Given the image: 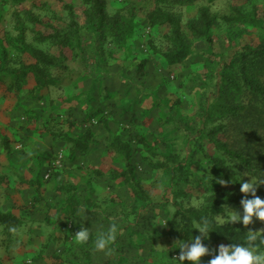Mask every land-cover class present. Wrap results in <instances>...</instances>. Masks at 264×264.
Listing matches in <instances>:
<instances>
[{
	"label": "rangeland",
	"instance_id": "374dc122",
	"mask_svg": "<svg viewBox=\"0 0 264 264\" xmlns=\"http://www.w3.org/2000/svg\"><path fill=\"white\" fill-rule=\"evenodd\" d=\"M104 2L107 15L122 18L130 26L124 41L110 31L98 39L88 22L89 7L80 0H24L18 4L0 0V58L3 52L6 56L0 72V208L21 219V225L14 229L0 226L1 264H55L54 256L80 255L85 249L86 244L75 238L80 228H67L65 217L57 216L56 177L71 185L78 198L91 187L99 205L108 204L114 196L127 211L125 219L115 220L120 227L131 223L136 204L122 178L113 173L131 172L154 202H165L155 218V232L134 237L140 249L138 262L127 260L123 264H144L146 260L149 264H178V244L166 236V222L177 209L203 204L205 185L210 192V187L218 185V194L232 196L242 194L241 182L264 180V109L244 88L239 97L246 110L239 116L229 117L217 108L225 104L220 93L225 71L218 68L217 61L234 56L239 46L253 47L264 39L263 31L227 25L220 17L232 15L235 9L244 15L257 11L263 17L264 0H215L210 4L207 0H168L164 8L180 17L194 48L191 57L174 65L160 55L169 47L167 29L151 28L146 20V14L161 5L160 0ZM201 7H208L218 18L212 35L214 52L221 57H209L207 46L186 29ZM17 23L25 29V42L53 59L45 71L56 84L35 92V81L28 76L25 85L18 87L14 72L35 61L11 46L18 34ZM56 33L67 36L69 46L48 38ZM141 61H146L142 75L138 71ZM232 102L238 105L234 95ZM96 111L97 115L91 116ZM102 118H107L113 133L130 143L128 159L112 150L92 147L77 153L72 162L69 145L49 135H78L86 128L100 134L104 132L98 124ZM187 127L214 132L220 143L249 161L250 168L227 158L205 136L192 137ZM136 137L147 147L137 145ZM205 153L225 160L234 178L224 185L217 183L221 178ZM59 154L62 159L56 164ZM164 157L177 162L184 159L182 164L203 181L201 186L194 177L184 178L180 170L170 177L158 169L157 163H165ZM183 190L191 196L175 198ZM257 190L264 191V184ZM239 224L247 231H264V222L255 218L248 226Z\"/></svg>",
	"mask_w": 264,
	"mask_h": 264
},
{
	"label": "trees",
	"instance_id": "16d2710c",
	"mask_svg": "<svg viewBox=\"0 0 264 264\" xmlns=\"http://www.w3.org/2000/svg\"><path fill=\"white\" fill-rule=\"evenodd\" d=\"M14 2L21 3L24 0H13ZM83 4L89 7V19L94 31L98 34V39L102 40L107 31H110L114 37L119 41H124L126 36L130 33V26L126 25V20L110 17L106 13V5L104 0H80ZM168 0H160L161 5H158L146 14V20L151 28L164 26L167 29V42L169 44L168 50L160 54L165 62L169 65L181 64L187 58L191 57L194 53V48L191 42L186 38L181 19L179 16L166 10L165 3ZM184 3H194L197 0H179ZM215 0H207L210 4ZM243 1V0H234ZM251 1V0H244ZM220 19L227 25H247L249 27L261 30L264 32V16L259 17L257 11L252 15H244L239 10H233L232 15L222 16ZM29 20L33 21L30 16ZM218 18L211 14L208 7H201L198 10V16L195 20L189 21L186 25L187 31L191 36L197 40H201L210 51L209 57H221L214 52V38L212 35V28L217 23ZM17 36L11 41L13 49L19 53H23L32 58L35 62L28 65H23L18 72H14V77L17 79L18 87H22L26 83V78L31 76L35 81V92L40 91L45 86L54 85L56 81L48 78L45 71L53 65V59L44 52L32 47L25 42V29L23 25L17 23ZM56 37H48L52 40H58L61 46H69L68 37L65 35L60 36L56 33ZM99 41V40H98ZM234 56L228 59L220 58L217 61L218 68L225 73L221 75V80L224 83L220 88V93L225 97V104L217 105L221 112L226 113L229 117H237L240 111H245L246 108L240 106V94L243 88L250 92L254 100L260 103V107L264 109V39L261 40L256 46H239L234 52ZM5 53H2L0 58V72L4 69L6 61ZM146 61H141L138 64V71L142 75L143 67ZM234 95L235 102H232ZM249 112V109L247 108ZM96 111L94 115H97ZM104 129L103 133H95L91 128H86L83 133L72 135L69 133H50L53 140L59 139L69 145L68 158L74 161L77 153H85L92 147H103L112 150L117 154L128 159L131 155V145L128 141H123L121 138L113 133L108 126L107 118H102L98 122ZM73 123H71V127ZM187 132L192 134V137L205 136L219 151H221L227 158L237 160L245 167L250 168V163L244 159L237 151L228 149L227 144L220 143L215 137L214 132H203L202 130H193L187 127ZM183 142V140H182ZM137 145L147 144L142 139L136 137ZM178 156V155H177ZM209 163L214 167L218 176L225 181H230L234 178V171L225 163V160L217 157L210 156L205 153L204 155ZM165 163L160 161L158 169L163 170L170 177L175 174L177 170L183 174L184 178L198 181L201 186L203 181L187 168V164H182L184 159L177 162L178 159L173 157H164ZM173 162L172 166L168 163ZM156 168V169H157ZM115 174L118 178H122L126 191L136 204L132 213L133 219L128 226H119V235L114 244V251L110 255H105L101 252L94 250L93 241L90 240L85 249L80 255L70 254L68 256L58 255L54 256L55 264H123L139 260V247L134 242V237H145L155 232L154 221L159 211L165 208V202H154L149 193L145 191L140 182L135 179L134 175L127 171H117ZM55 189L58 194L59 204L56 207L58 216H65L66 219L72 217L82 218L84 228H89L93 234L101 227H107L109 223L116 219H125L127 216L126 207L117 201L112 196L106 205H99L96 203L91 187L83 194L81 198L76 197L72 192V186L64 183L58 177L55 178ZM218 185L210 187L213 191H208V185L203 186V192L206 193L203 199V204L198 207H187L177 209L171 218L166 222V236L178 244V247L183 242H188L189 238H194L199 233L194 230L195 223L201 221L202 218H207L211 222L208 238L202 240L207 246L215 244L219 241L225 245L232 243H243L246 240L247 230L237 223H231L228 217L233 211H238L242 214L240 201L244 198V194L238 195H223L217 193ZM256 195L264 199V191L257 190ZM36 193V200L38 203L42 202L41 198ZM191 194L187 191H178L175 198L190 197ZM247 198H251L248 196ZM85 217L83 218V213ZM220 219L222 221H220ZM21 219L9 212H4L0 208V226L3 229H14L21 225ZM81 228V227H80ZM179 249V248H178ZM180 250V249H179ZM151 263V262H150ZM1 264V263H0ZM145 264V263H144ZM149 264V263H147Z\"/></svg>",
	"mask_w": 264,
	"mask_h": 264
},
{
	"label": "clouds",
	"instance_id": "9594fccd",
	"mask_svg": "<svg viewBox=\"0 0 264 264\" xmlns=\"http://www.w3.org/2000/svg\"><path fill=\"white\" fill-rule=\"evenodd\" d=\"M238 180L240 181L239 176ZM217 183L224 185L227 182L221 178L217 180ZM262 184H264V180L255 178L240 183V192L244 194V198L240 201L243 214L241 216L240 212L233 211L230 217L231 223L239 222L248 226L253 222V218L264 222V199L256 195L257 187ZM248 196L251 198H247ZM210 227L211 222L207 218H202L201 221L195 223L193 229L199 235L194 238L190 237L188 242L182 241L178 247L180 249L178 260H176L178 264H185V262L187 264H201L202 257L211 255L207 245L202 242L208 238V233L211 232ZM118 235L119 225L113 221L106 228L101 226L95 234L89 228L81 226L75 234V238L81 244H87L92 240L96 252L110 255L114 251V244ZM208 264H264V231H248L243 243L220 245L217 254L208 261Z\"/></svg>",
	"mask_w": 264,
	"mask_h": 264
},
{
	"label": "crops",
	"instance_id": "0c3cea01",
	"mask_svg": "<svg viewBox=\"0 0 264 264\" xmlns=\"http://www.w3.org/2000/svg\"><path fill=\"white\" fill-rule=\"evenodd\" d=\"M50 135V134H49ZM51 137V136H50ZM51 139H52V137H51ZM53 140V139H52ZM56 140H59V139H56ZM59 141H61V140H59ZM65 143V142H64ZM69 148V147H68ZM58 216V215H57ZM58 217H63L62 215L61 216H58ZM65 217V216H64ZM64 221L63 222H65V224H66V227L67 228H80V225H81V218L80 217H72V218H70V219H66V218H64L63 219ZM225 245L223 242H221V241H219V242H217V243H215V244H209L207 247L209 248V250H210V253H211V255H207V256H205V257H202L201 258V264H208V261L210 260V259H212L213 258V256L215 255V254H217V249H218V247L220 246V245ZM135 263L136 262H138V260H135L134 261ZM151 262V261H150ZM149 262V263H150ZM145 264H147V260L145 261Z\"/></svg>",
	"mask_w": 264,
	"mask_h": 264
},
{
	"label": "built area",
	"instance_id": "2783aa9c",
	"mask_svg": "<svg viewBox=\"0 0 264 264\" xmlns=\"http://www.w3.org/2000/svg\"><path fill=\"white\" fill-rule=\"evenodd\" d=\"M56 158L57 159H56L55 163L58 164L60 159H62V155L59 154L58 157H56ZM175 257L177 258V257H179V255H175Z\"/></svg>",
	"mask_w": 264,
	"mask_h": 264
}]
</instances>
